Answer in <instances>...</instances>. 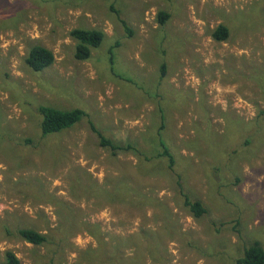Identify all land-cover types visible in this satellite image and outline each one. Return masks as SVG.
<instances>
[{
    "label": "rangeland",
    "instance_id": "374dc122",
    "mask_svg": "<svg viewBox=\"0 0 264 264\" xmlns=\"http://www.w3.org/2000/svg\"><path fill=\"white\" fill-rule=\"evenodd\" d=\"M259 8L264 0H0V264L6 251L20 264H99L90 256L102 237L131 233L125 250L142 264H235L252 243L264 248V98L249 79L264 81ZM220 23L225 41L211 37ZM73 28L104 34L86 60L74 58ZM35 44L54 55L40 72L24 62ZM37 105L87 117L42 138ZM88 120L133 149L112 155ZM162 122L175 178L206 207L199 218L181 206L166 159L140 155L159 151ZM122 182L147 201L113 199ZM18 228L48 240L28 243Z\"/></svg>",
    "mask_w": 264,
    "mask_h": 264
},
{
    "label": "trees",
    "instance_id": "16d2710c",
    "mask_svg": "<svg viewBox=\"0 0 264 264\" xmlns=\"http://www.w3.org/2000/svg\"><path fill=\"white\" fill-rule=\"evenodd\" d=\"M111 11L118 14V12L113 9L112 6ZM258 11L264 13V11L260 8ZM169 17L170 15L167 11L160 10L157 14V22L160 25H163L166 23ZM121 23L129 35L131 33V30L126 26V23L123 20H121ZM69 34L76 41L73 55L77 60L88 59L91 53V48L98 47L104 37L103 32L98 29L73 28L70 30ZM229 34V26L225 23H220L214 28V30H212L211 37L216 41H225L228 39ZM24 62L32 71L40 72L41 70L52 65V63L54 62V55L52 51L47 47L35 44L28 49L27 54L24 57ZM164 68L165 65L161 64L160 70L162 75L165 71ZM251 74L252 71L250 73L249 79L254 82V86L257 87L258 90H260V93L264 98V81H259V78H255L254 75L251 76ZM257 105V114L255 117L257 118V123L259 124V121L264 118V108L259 107V103L256 102L255 106ZM35 109L40 117L38 125L42 138L50 136L49 134L57 133L73 127L80 121L83 116L87 117V114L80 108L60 110L45 105H37ZM252 123L253 125L255 124V118ZM88 125L90 130L96 135L99 145L107 148L112 155H116L117 151L120 150L126 151L129 149H133V146L129 144L118 145L111 139L102 135L95 128L91 120H88ZM163 127L164 124L162 122L157 129L158 132L156 135V144L154 146V148L158 149L159 151L152 156H150V153L147 154L146 152L142 151L140 152V155L143 156L144 161H149L155 157L165 158L167 161V169L169 170L170 174H173L174 176V172L172 170L173 164L175 162L174 157L170 152L167 142L159 132V130ZM17 141L18 143H23L25 145L33 144V140L28 137L19 138L17 139ZM134 150L135 153H139L138 150ZM174 179L179 192V196L181 197V206L187 209V211L195 218H199L204 215L206 213V207L203 205V203L200 200L191 199L181 189L179 182L181 179L180 174H177L176 178L174 176ZM115 197H121L123 201L134 205L143 204L147 201V198H145L143 194H138V192L135 191V189L129 186L126 182H122L121 185L115 187L113 192V199ZM16 233L19 238L34 245H43L48 240L45 234L38 232L37 230L32 228H18L16 230ZM135 235V233H131L127 237H121L117 235L109 236L107 244L104 242V237H102L98 242L97 247L93 248L90 258L97 261L99 264H142L140 256L141 254H139V252L134 255H128L125 250L132 243H134ZM154 240H157V238H155ZM156 244V242H153L151 247L155 248ZM147 247H150V244H148ZM1 264H20V261L12 251H6L4 253V261ZM235 264H264V248L261 247L258 242L252 243L251 245L243 249L242 255L236 258Z\"/></svg>",
    "mask_w": 264,
    "mask_h": 264
}]
</instances>
